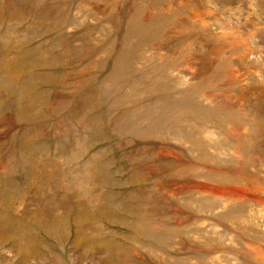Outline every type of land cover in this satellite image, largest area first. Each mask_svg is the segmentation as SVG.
Wrapping results in <instances>:
<instances>
[{"label": "rangeland", "instance_id": "1", "mask_svg": "<svg viewBox=\"0 0 264 264\" xmlns=\"http://www.w3.org/2000/svg\"><path fill=\"white\" fill-rule=\"evenodd\" d=\"M0 264H264V0H0Z\"/></svg>", "mask_w": 264, "mask_h": 264}]
</instances>
